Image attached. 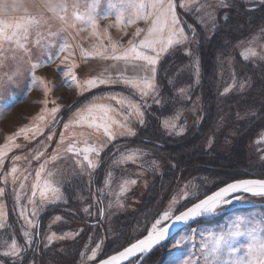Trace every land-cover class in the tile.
Segmentation results:
<instances>
[{
	"label": "rangeland",
	"instance_id": "rangeland-1",
	"mask_svg": "<svg viewBox=\"0 0 264 264\" xmlns=\"http://www.w3.org/2000/svg\"><path fill=\"white\" fill-rule=\"evenodd\" d=\"M233 1L243 3L249 10L264 5V0H174L179 26L189 40L173 45L161 55L154 77L132 61L125 64L130 67L126 68V73L124 64H120L122 59L115 60L111 54H94L97 47L110 50L111 44L115 43L114 55H123L130 47L128 41L138 45L151 24V21L138 20L135 24L117 26L114 16L103 18L105 0L100 3L98 35H93L90 27L83 26L85 30L79 34L70 30L71 36L61 32L48 38L49 31L56 33L59 29L58 22L50 19L49 24L38 30L45 37L41 43L50 40L59 44L62 37L63 42L70 45L68 50L59 53L57 47L42 49L35 43L34 30L27 44L28 53L19 50L13 59V52L9 50L0 56L3 61L0 63V188L3 189L0 193V264H96L119 252L145 237L165 211H171L174 218L226 183L222 182L218 171L200 166L203 162L199 159L204 156L209 160L217 155V165L227 166L232 157L231 150L240 136L246 137L243 147L247 162L240 174L256 177L264 174V126L253 129V122L264 121V76L258 73L260 66L264 67V21L253 26L249 15L239 13L236 16L237 29H243V24L246 29L247 26L253 29L237 42L234 51L241 62L254 66L250 67L254 75L240 73L244 67L238 70L233 57L220 54L221 101L214 100L218 121L197 143L190 146L175 143L186 136L191 127H199L205 116L201 97L191 100L194 85H190V79L194 80L195 86L200 82V63L193 48L202 35L207 38L214 35L220 27V13L226 21V9ZM22 2L28 8V14H36L30 0ZM24 15L21 9L9 18ZM138 28L143 31L140 36H135ZM163 36L166 39L167 32ZM11 47L14 49L15 45ZM49 52L53 56L58 54L59 58L49 62ZM179 53L186 56V60H174V55ZM170 54L173 58L164 69L166 79L186 104L175 110L172 108L157 121L160 131L170 141L160 144L161 141H150L142 133L147 128L149 110L163 106L159 73L163 60ZM65 56L68 60L62 64ZM33 63L41 66L33 70ZM69 67L76 76L75 82L71 76L57 73L58 68L66 72ZM33 74L48 86L47 95L43 86L31 83ZM8 76L13 79L9 80ZM146 76L153 79L155 85V91L150 90L147 97H142L131 84L124 83L125 79L142 81ZM108 77L116 82L94 89L85 87L89 79ZM250 94L255 101H247L246 95ZM120 100L126 103L121 104ZM130 104L139 106L143 115L140 116ZM93 105L111 109L107 113L111 118L107 121L111 137L103 127H97L105 122L102 119L104 112L95 108L89 115L87 109ZM53 108L58 109L55 114L51 112ZM77 113L84 119L81 120ZM165 123L175 127H165ZM129 130L135 134L129 135ZM69 145L74 147L73 152L67 151ZM85 148L96 151L84 153ZM85 154L96 163L94 169L83 159ZM129 156L133 158L130 160ZM182 166L193 170L179 172ZM13 167L17 169L16 173L12 172ZM37 172L40 173L39 181ZM132 180L136 183L132 184ZM37 183L39 187L33 196L32 186ZM45 183L60 190V200H52L51 192H47L49 199L41 202L40 191ZM240 196L241 200L234 199L213 220L200 221L192 227L207 234L208 230L226 228L234 214H264V207L241 208L262 204L264 197ZM84 208H88V212ZM34 210L36 215L32 214ZM28 220L35 226L29 225ZM168 222L162 221L158 227H164ZM25 231L30 237L23 235ZM52 236L54 238L49 242L48 237ZM174 239L178 240L179 236ZM174 239L159 248L155 259L146 262L149 255L141 264H171L172 255H177ZM201 239L197 235L195 244L198 245ZM13 241L19 251L5 255L12 252ZM190 250L199 256L197 248L190 246ZM93 251L95 256H92ZM200 264H203L202 259Z\"/></svg>",
	"mask_w": 264,
	"mask_h": 264
},
{
	"label": "snow or ice",
	"instance_id": "snow-or-ice-1",
	"mask_svg": "<svg viewBox=\"0 0 264 264\" xmlns=\"http://www.w3.org/2000/svg\"><path fill=\"white\" fill-rule=\"evenodd\" d=\"M100 3L101 0H30L31 7L35 9L36 13L35 15H31L28 14V8L25 7L22 0H0V56H3L9 50L13 52V59H16L15 53L19 50H24L25 53H28L27 44L34 30H36L37 35L35 43L42 49L57 47L59 53L68 50L70 45L63 42L62 37L61 43L59 44H53L50 40L49 43H41L45 37L38 30L43 25L49 24L50 19L58 22L59 29L56 33L49 31L47 34L48 38L56 37L61 32H67L71 36L70 30H75L79 34L80 31L85 30L83 26L90 27L92 34L98 35L96 29L98 27L97 20L101 17ZM105 3L106 8L102 14L103 18L106 19L109 16H114L117 26L124 23L135 24L138 20H144L146 23L151 21V24L147 29V35L140 40L138 45L134 44L132 40L128 41L130 47L123 55H114L117 49V44L115 43L111 44L110 50L104 46L97 47L94 53L95 55L108 56L111 54L115 60L143 61L144 63L139 65V68L145 72L150 71L154 77L156 65L161 55L166 53L173 45H179L189 40V37L185 35L184 29L179 26L175 12L176 5L172 0H105ZM21 9L25 12L24 16L9 18L13 17V14L20 12ZM49 14H51L50 17ZM78 25L82 27H78ZM141 31L143 30L138 28L135 36H140ZM165 31L167 32L166 39L163 36ZM72 38L74 39V37ZM5 45L9 47L5 48ZM12 45H15L14 49L11 47ZM148 51L154 54L149 55ZM252 55H255V53L253 52ZM57 58H59L58 54L53 56L49 52V62ZM67 60L68 56H65L61 63L63 64ZM2 62L0 60V63ZM40 66L39 63H33L32 69L34 70ZM72 67H75V65L73 64ZM72 67H69L66 72L58 68L57 73L65 75L66 77L71 76V80L75 82L76 76L72 74ZM8 79L12 80L13 77L8 76ZM115 82L111 77L99 80L89 79L86 81L85 87L87 89H94L100 85ZM31 83L33 85L40 84L43 86L45 95H47L49 89L43 80L33 74L31 76ZM124 83L131 84L132 87L137 88L142 97L150 95V90L152 92L155 91L154 80L147 76L142 81H129L125 79ZM119 103L124 104L126 101L120 100ZM129 106L134 108L140 116L143 115L139 106L133 104ZM95 108H99L105 114L102 118L105 122L97 125V127H103L105 133L111 137L109 124L107 123L111 119L107 116V113L111 109L103 105H93L87 109L89 115L92 114ZM57 111V108L51 110L52 114H55ZM77 115L80 116L81 120L84 119L80 113H77ZM112 122L115 123V121ZM140 122L143 123V120L141 119ZM65 127H68V125H65ZM165 127L173 128L175 125L165 123ZM21 131H24V129H21ZM128 134L134 135L135 133L129 130ZM63 139L64 137L62 136L61 141ZM67 151L73 152L74 147L69 145ZM83 151L84 153H88L96 150L93 148H85ZM132 158V156L128 157L130 160ZM53 159H56V157L53 156ZM83 159L88 161L89 168L94 169L96 167V163L90 160L87 154L84 155ZM16 171L17 169L13 167L12 172L16 173ZM39 177L40 173L37 172V181H39ZM131 183L135 184L136 181L132 180ZM20 187L23 188L24 184L21 183ZM38 187L39 183L32 186L33 196L36 195V189ZM47 192H51L52 200L58 201L61 199L60 190L58 188H52L45 183L44 189L40 191L42 203L49 199L46 195ZM0 193H3L2 188H0ZM237 193H250L254 196L264 197V180L241 179L228 183L226 186L219 188L212 194L207 195L206 198L188 207L187 210L175 215L174 218L171 211H165L160 219L152 224V229L147 233L145 238L139 239L138 242L132 243L130 247L125 248L116 255H112L103 264H124V261L129 260L131 257L138 259L140 255L152 251L154 247L164 242L169 235L170 228L174 227L177 222H180L181 229L178 231L179 239H174L173 241V243L177 244L175 250L177 255H172L171 264H200L201 259L203 264H264V214H234L230 218V222L226 228L223 230H208L207 234L192 227L193 224L199 223L202 218L218 214L225 206L231 205L234 199L241 200V196H234ZM185 195L187 196V193ZM84 211L88 212V208H84ZM32 214L36 215V210ZM56 219L58 220L60 217H56ZM162 221H171V223L164 227H158ZM28 224L33 227L35 226L31 220H28ZM23 235L30 237L28 231H25ZM197 235L202 237L198 245L195 244ZM53 238L54 236L48 237L49 242ZM190 246L198 249L199 256L196 255V251L190 250ZM18 251L16 242L13 241L12 252L5 253V255H14ZM95 255L96 252L93 251L92 256Z\"/></svg>",
	"mask_w": 264,
	"mask_h": 264
},
{
	"label": "trees",
	"instance_id": "trees-1",
	"mask_svg": "<svg viewBox=\"0 0 264 264\" xmlns=\"http://www.w3.org/2000/svg\"><path fill=\"white\" fill-rule=\"evenodd\" d=\"M227 19L226 21H223V15L222 13L219 14V28L216 30L214 35L210 38L205 37L204 35L201 36L200 39L197 40L195 46H194V54L198 57L199 63H200V82L198 85L195 86L194 80H191L192 83L190 85H194L191 91V100L196 97H201L202 99V112L204 113V118L199 125V127L193 126L188 131V134L186 136L181 137L178 139L175 143L179 145L184 146H190L195 143H197L198 140H200L201 136L206 133L208 130L213 128V126L218 121L219 117L217 115V110L214 104V100H220L219 95V84H218V69L220 67L219 62V55L224 53L226 57H233V61L235 62V67L239 66L244 67V69H240L239 72L243 73L245 75H254L250 71V67H254L253 65H249L246 63L241 62L240 58L234 51V46L237 44L238 41L241 39L247 37V35L251 32L253 29H249L247 26H244L243 29H237V22H236V16L241 13L243 16L249 15L250 19L252 20L253 26L258 23L260 20L264 21V5H259L253 10L246 9V6L243 5V3L233 1L232 4L229 6L228 9H226ZM226 12V11H225ZM225 14V13H224ZM250 23V21H249ZM250 25V24H249ZM258 25V24H256ZM251 26V27H253ZM228 38V39H225ZM224 51V52H223ZM172 55H167L162 63V68L159 73V82L162 86V98L164 100L162 108L160 106H154L148 114V120H147V128L143 130V136L149 137V140L153 141L156 140V142H159L160 144H168L170 141L166 139L164 134L160 131L158 120L163 117L164 115L168 114L171 109L174 110L179 106L186 104L184 99H182L179 95L176 94L175 90L172 89L170 84L168 83V80L166 79V73L164 69H167V63L172 59ZM186 56H182L180 53L174 55V60L176 61H184L186 60ZM261 68V69H260ZM260 70L258 71L259 74H263L264 76V67L260 66ZM258 82V80H256ZM258 86V83H257ZM246 99L248 102H250L251 99H254L253 94L246 95ZM165 105V106H164ZM255 125V128L253 129H259L264 126V121H255L253 122ZM191 136V138H190ZM246 137H239L238 141L235 144V148L231 150L232 157L227 163V166L217 165L218 164V157L217 155L213 158H210L209 160L205 159L204 156L199 159V161L203 162V164H199L200 166L204 167V169L207 170H215L218 171L219 175L221 176L222 183L218 188L241 179H251V178H259L264 179V174L260 175L261 177H256L252 175H243L241 173V169L247 164L246 162V155L244 152V140ZM246 141V140H245ZM165 142V143H164ZM175 149V146H174ZM218 167V169H217ZM189 169L185 166H182L180 168L179 172H186ZM262 170H264V166H262ZM177 173V172H176ZM260 174V172H259ZM234 176H242L240 178H233ZM216 188L215 190H217ZM215 190H212L214 192ZM211 192V191H210ZM209 192V193H210ZM211 192V193H212ZM242 196H248V195H242ZM204 198V197H203ZM199 201V200H198ZM194 204V203H193ZM240 210V209H238ZM213 220V219H211ZM159 254V249L155 251L153 254H151L147 259H155L157 255ZM138 260V259H137ZM137 260L133 261V264H136Z\"/></svg>",
	"mask_w": 264,
	"mask_h": 264
},
{
	"label": "water",
	"instance_id": "water-1",
	"mask_svg": "<svg viewBox=\"0 0 264 264\" xmlns=\"http://www.w3.org/2000/svg\"><path fill=\"white\" fill-rule=\"evenodd\" d=\"M251 179H259V178H251ZM259 180H264V179H259ZM236 181H238V180H236ZM236 181H233V182H236ZM230 183H232V182H230ZM227 185V184H226ZM226 185H224V186H226ZM223 187V186H222ZM221 188V187H220ZM219 189V188H218ZM217 189V190H218ZM216 191V190H215ZM214 191V192H215ZM213 193V192H212ZM212 193H210V194H212ZM209 194V195H210ZM240 195H248V196H253V197H260V196H254V195H252V194H250V193H237V194H234V196H240ZM204 198H206V196L204 197ZM204 198H202V199H204ZM198 202V201H197ZM196 202V203H197ZM195 204V203H194ZM194 204H192V205H194ZM191 205V206H192ZM190 207V206H189ZM251 207H264V203H262V204H249V205H245V206H241V208H251ZM185 210H187V208L185 209ZM185 210H183V211H185ZM180 214V213H179ZM178 215V214H177ZM219 214H215V215H212V216H209V217H205V218H202L200 221H204V220H211V219H213L214 217H216V216H218ZM171 223V221H169L167 224H170ZM166 224V225H167ZM181 229V224H180V222H177L176 223V225L174 226V227H171L170 228V232H169V235H168V237L166 238V240L164 241V242H162L160 245H158V246H156V247H154V249L152 250V251H150V252H147V253H145V254H143V255H140L139 256V258H138V260H137V262H136V264H141L149 255H151L153 252H155L157 249H159L160 247H162L163 245H165L166 243H168V242H170V241H172L175 237H177L178 236V231ZM146 237V236H145ZM145 237H143V238H145ZM143 238H141V239H143ZM136 242H138V240L137 241H135L134 243H136ZM131 245H129L128 247H130ZM127 248V247H126ZM125 249V248H124ZM124 249H122V250H120V251H123ZM119 251V252H120ZM119 252H116V253H114V254H112V255H116V254H118ZM112 255H110V256H108V257H106L105 259H103V260H101V261H99V262H97L96 264H103V262L106 260V259H109ZM135 259H137L136 257H131V258H129V260H126V261H124V264H129V263H131L133 260H135Z\"/></svg>",
	"mask_w": 264,
	"mask_h": 264
},
{
	"label": "crops",
	"instance_id": "crops-1",
	"mask_svg": "<svg viewBox=\"0 0 264 264\" xmlns=\"http://www.w3.org/2000/svg\"><path fill=\"white\" fill-rule=\"evenodd\" d=\"M172 2L174 3V0H172ZM166 32V31H165ZM164 32V33H165ZM148 54L149 55H153L154 53H152L151 51H148ZM133 63H135V64H137V65H141V64H143V62H141V61H132ZM126 63H128V64H130V62H128V61H125V60H123L122 59V61H120V64H124V66H125V69H123L125 72H126V68H130L129 66H126L125 64ZM127 73V72H126Z\"/></svg>",
	"mask_w": 264,
	"mask_h": 264
}]
</instances>
